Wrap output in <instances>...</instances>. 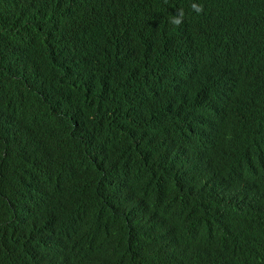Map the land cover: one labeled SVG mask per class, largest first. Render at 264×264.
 Listing matches in <instances>:
<instances>
[{
  "label": "trees",
  "instance_id": "trees-1",
  "mask_svg": "<svg viewBox=\"0 0 264 264\" xmlns=\"http://www.w3.org/2000/svg\"><path fill=\"white\" fill-rule=\"evenodd\" d=\"M0 264H264V0H0Z\"/></svg>",
  "mask_w": 264,
  "mask_h": 264
}]
</instances>
